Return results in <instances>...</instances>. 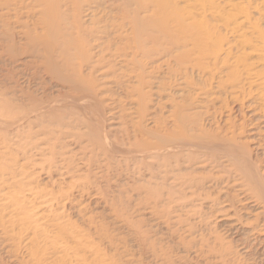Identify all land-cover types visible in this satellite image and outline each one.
Wrapping results in <instances>:
<instances>
[{"label": "bare ground", "instance_id": "6f19581e", "mask_svg": "<svg viewBox=\"0 0 264 264\" xmlns=\"http://www.w3.org/2000/svg\"><path fill=\"white\" fill-rule=\"evenodd\" d=\"M131 1H136L139 9L127 13L124 9L118 18L119 23H115L105 18L108 14L100 11L99 5L93 0H0V34L8 41L6 43H11L7 44L8 50L6 49L5 54L9 55V49L12 48L30 50V54L23 59L25 64L32 63L38 70L51 73L56 79L61 77L60 87L68 85L67 90L81 94V97L75 96L73 99L79 100L76 105L81 103L79 107L82 112L90 109L89 102L96 100L99 95L106 94L96 85V79H88V76L93 74L101 77L100 81L104 80L107 87H117L122 93V98H127L126 101L136 106L137 109L132 110L141 117V121H135L131 112L123 114L124 123L122 129L120 128L126 136L123 145L119 144V141H111L110 137L100 131L102 128L99 130L92 122L83 121L89 129L87 143L82 147L78 145L80 150H72L74 153L59 152L60 150L55 148L58 139L62 134L67 135L66 131L69 130L65 127H69L70 121H63L71 120L70 116L74 114L69 113L66 116L67 112L59 109L61 113L57 114L56 119L55 114L58 111L54 107L61 104L57 102L58 99L49 105L48 102L40 100V103H34L31 99L34 104L24 110L18 109L20 113L9 121L2 119V116L9 114L4 113L8 104L2 107L3 103H0V111L3 110L4 113L2 116L0 114V128H14L13 139H17L16 145L20 144L18 146L22 149L16 152L25 158L28 153L24 150L27 149L31 154L38 152L40 156L51 155L50 160L48 159L51 161L50 166L61 180L68 179L73 172L79 171L78 181L67 184L64 181L69 186L67 191H59V188L55 187L60 194L58 200L62 202L58 204L61 206L58 208L62 211L68 207L73 208L82 218L85 217L82 214L87 209H82L80 205L73 203L72 199H75V196H86L94 180H104L105 174L102 175L100 169L108 170L117 180H126L125 187L129 186L128 183H134L133 176L145 178L144 183L136 185L133 190L142 193L144 209L151 218L155 215L159 220L168 214L173 215L171 220L175 231L169 237L175 241V249H181L185 254L176 256L173 246L166 245L152 232L141 229L139 224L135 225L126 220L128 235L133 242L129 250V245L122 241L123 238L112 236L109 231L100 228L82 229L75 222L65 219L68 216H64V212L56 218L59 220L57 225L53 223L57 232L53 236L43 235L51 241H48V257L42 259L38 249L40 236L37 235L42 228L41 224L39 227L34 224V216L27 217L29 220L25 216V220L18 219V229L26 232V238L19 239L20 244L28 249L25 248V252V249L21 248L24 254L26 253L25 257H28V261L22 264H192L191 260L202 261V264H255L256 256L251 263H247L245 258L252 253L264 257V165L260 167L258 164L262 163V157H259L260 160L255 159L258 158L255 157L257 151L264 153V148L261 149L264 146V125L253 130L251 127L247 131L248 137L242 138L245 133L244 126H247L245 122L237 123L240 126L232 131L231 123L236 125L232 120L228 127L226 121L231 120L228 117L223 121L226 126L222 125L224 129L227 128L225 131L217 127L215 132H210L207 131L209 128L204 130L194 121L187 124L183 116H177L176 113L172 115L170 112L169 120L172 124L167 123L170 126H163L161 132L156 125L145 127L148 92L145 91L147 82L142 75L144 64L141 59L149 58V44L154 45L158 37H165L164 42L167 40L172 49H178L174 55L175 62H194V67L203 73L211 71L209 80H213L217 78L215 74L221 70L217 68L218 59L224 55L223 64H229L231 71L224 84L221 83L222 86L227 88L228 94L235 102H240V112L245 106H253L248 112L251 115L260 114L264 118V33L256 23L251 24L246 14L235 20L229 18L231 11H243L239 4L227 3L221 7L213 0ZM260 4L261 7H256L255 10L264 17V0H261ZM210 16L211 19L220 17L223 25L208 22ZM221 27L235 37L232 44H226L227 39L218 34ZM116 42H119L121 47L117 46ZM188 46L191 48L185 51ZM3 48L5 47H1ZM234 48L240 51L242 57H232ZM21 52L19 51L18 56ZM246 57H256V60L246 64ZM206 59L215 62L211 66L203 67V61ZM86 63L89 74L83 70ZM260 67L262 69H258ZM9 90L11 92V89ZM249 99L253 101L247 104L246 100ZM64 100L63 102H67ZM68 102L73 103L72 99H68ZM8 109L7 111L12 110ZM261 124H264V120ZM186 125L190 127L187 128ZM103 130L105 132L107 129ZM3 136V145L0 143V170L8 166L11 168L12 164L19 162L16 158H7L13 145H7L5 135ZM87 150L89 156L85 152ZM94 164L100 168V175L97 173L99 176L90 172L83 175L80 172L85 167H93ZM45 165L44 162L40 167L41 172H46L49 176L51 167L45 168ZM25 166L19 164L18 168ZM24 172L22 171L23 174ZM53 193L54 191L51 195ZM41 194L42 191L39 190L34 195L41 198ZM86 219L90 223L89 217ZM211 226L213 229L224 230L225 236L231 237L234 243H225L221 235H214L216 232ZM14 233L16 237V232ZM14 233H11L12 237ZM187 253L191 254V260ZM262 263L259 261V264Z\"/></svg>", "mask_w": 264, "mask_h": 264}, {"label": "rangeland", "instance_id": "374dc122", "mask_svg": "<svg viewBox=\"0 0 264 264\" xmlns=\"http://www.w3.org/2000/svg\"><path fill=\"white\" fill-rule=\"evenodd\" d=\"M93 1L95 2V4L99 5L100 11L108 14L105 18H109V22L114 21L115 23H119L118 18L122 14V11L124 9H126L124 10L125 13H127V11L132 12L133 10L136 11L139 9L136 1H131V0H93ZM214 1L215 3L219 4L221 7L225 6L227 3L241 5L243 11H241V13L237 11H231L229 14V18L232 20H235L236 18L242 17L244 14H246L249 17L251 24L256 23V25L259 26L261 28L260 30L263 31L264 33V19H263L264 17L258 11L255 10L256 7L257 8L261 7V4H260L261 0H213V2ZM110 7H113V8L111 9ZM110 9L111 11H109ZM208 11L209 13H211L210 9ZM211 18L212 17L210 16L208 20V22H210L211 24H217L219 26L223 25L220 17L215 18V19H211ZM1 30L2 29L0 28V33H1ZM218 34H220L222 38L227 39L225 42L226 44H232L234 42L235 37L234 36L232 37L231 35H229L228 31H226L225 28L221 27L220 29H218ZM164 39L165 37H162L160 39L158 37V40L154 41L155 43L154 45L152 43L149 44L148 50L151 51L149 58L141 59L142 63L144 64L141 70L142 75L145 81L147 82V87L145 88V91L148 92V98L146 99L147 106L145 107V110H146L145 115L147 117V118L145 117L144 119L145 127L146 126L148 127L150 124H152L153 126L156 125L157 127L156 126L155 127L158 129V131L161 132L160 129H163V126H167L168 125L167 123L172 124V122H170L169 120L170 112L172 115L176 113L177 116L179 115L183 116L186 119L185 121L187 124L189 122L191 123L195 122V124H198V126L203 128L204 130H207L209 128L207 131H210V132H215V128L217 127L222 129V131H225L227 128L224 129L225 127L224 126L222 127V125L224 124L226 126L227 123H228L227 125L228 127H230L231 124L233 125V126L231 125V128H232L231 130L234 131L236 128L240 126L237 123L245 122L247 126L246 127L244 126L245 133L242 136V138L248 137L247 131L251 127H253L251 128L253 130V129H258L259 127H262V125H264V124H261L263 123L264 118L261 117L260 114L251 115L248 112L249 110L251 111L253 106H250L251 108H247L245 106V108L242 109V112H240L239 110L240 102H235L231 98V96L228 94L227 88L222 86V84H224V82L228 78L227 75L231 71L229 64L227 65L223 64V59L225 57L224 55H221L218 59L217 68L221 69L219 70L220 73L215 74V76H217L216 79L209 80L211 79V71L203 73L200 69L194 67V62H186L183 64L180 62H175L174 55L178 51V49H172L171 44L167 40H165L164 42ZM0 41H2L0 42L1 43L0 44V98L2 100L3 98L7 99L5 101L4 100L2 101L0 99V103H3L2 107L3 106L6 107L5 104L10 105L9 102L12 101L11 102L12 106L10 105L11 107L9 106L10 107L9 108L7 105V108H5L4 110V113L9 112V114L10 115L12 114V115L10 116L9 114L7 115L5 114V116H2L4 113H2L3 110H1L0 114L2 116V119L5 118L4 120L7 119L6 121L12 120L15 118L17 114L20 113L19 110H24L25 108H28V106L34 103H40L41 101L45 103L48 102L47 105H49V103L56 102V100L58 99L57 102L59 101L61 104H58L54 107L58 112H56V114H55V111L53 112L55 114L56 119L58 118L57 114L61 113L59 112V109L60 110L63 109L65 112H67L65 114L66 116L69 115V113L74 114V116L73 115L70 116L71 120L66 119L67 121L66 120L63 121V123L70 121L68 123L70 128L65 127V129L66 128L69 129L68 131H66L68 132L67 135L63 136L62 134L60 138L61 140L58 139L59 141L57 142L55 148L60 150L59 152L61 151L71 152L72 150L77 151V150H80L79 149L80 147H82L83 145L87 143L86 140H87V137H89L87 136L89 129L86 127L83 121L92 122L93 125L97 126L99 130L102 128L100 130L102 133H105L108 138L110 137L109 139L111 141L112 139L116 143L119 141L118 142L119 144H122L124 139H126V136H124L121 130L122 129L121 126H123V123H124L123 114L126 115L127 113L131 112V117H133L135 121H141V117L135 114V110L137 109L136 106L132 104L131 102H129L128 100L126 101L125 99L127 98L123 99L122 93L119 92V89L117 87H113V86L107 87V85H105L103 82L104 80L100 81V79L102 78L98 77L97 74H93V76H88V79L89 78L96 79L95 81L96 85L98 87H101L100 90H102V93L106 92V94L104 93L105 95L104 94L101 96L99 95V97L96 100L95 99L92 100L93 103L89 102L90 105L88 104V106H90V109L88 108V111L82 112L81 108L79 107L81 103H77L76 105V101H79V100L73 99V97L75 96H77L78 98L81 97L80 96L81 94H77L74 91L72 92L70 90H67L69 89L68 85L64 86L65 88L60 87L59 84L62 83L61 77H57L58 79V82H57L56 76H53L51 73L47 74L45 71L43 72L40 71L41 69L38 70V68H36L32 63L27 64L26 62L25 64V61H23V59H25V57L30 54L29 52L30 50L23 51L22 48H21L22 50H20L19 48H16V49L12 48L11 50L9 49V55H7L8 53L5 54V51L7 52L8 50L7 46L10 45L11 43H6L8 41L5 40V37L2 38L1 34H0ZM118 44L119 42H116V45L121 47V44L119 45ZM158 44H162L163 46H157ZM1 47H5V48L1 49ZM190 48L191 46H188L184 50L188 51V49ZM18 50L22 51L21 52L22 54L20 56H18L20 54ZM10 51H13V53ZM16 51L18 52V54H16L17 53ZM234 56L242 57L240 51H238L236 48H234L233 50L232 57ZM20 60L22 62H20ZM251 60H256V57H246L245 63L251 64L252 63ZM214 62H215L214 60L206 59L203 61V67L211 66L212 64H214ZM86 65L87 63L83 67V70H84V73L89 74L90 70L89 71L87 70ZM258 69H262V68L260 67ZM9 89H11V92ZM26 92H29V93H26ZM32 95H33V98H32ZM31 99L34 100L33 101L34 103L32 102ZM64 99H66L67 102H68V99H72L73 103L63 102L65 101ZM61 100L63 103L61 102ZM252 101H253L252 99H249L248 101L246 100V103L247 102L251 103ZM69 103L71 105H69ZM133 108L135 110H132ZM7 109L8 110L12 109V110L7 111ZM97 113L99 114V116H97L98 115ZM100 117L102 118V122L101 120H99ZM228 117H230L231 119L230 121L227 120ZM113 119L114 121H112ZM224 120L225 121L227 120L226 124L223 122ZM232 120L234 121L237 127L234 126L233 123H231L233 122ZM229 123L231 124L229 125ZM170 124L167 127H169ZM188 126L186 125L187 128L190 127ZM103 128L107 130L104 132ZM13 130L14 128L13 129L12 128L3 129L2 127L0 128V143L1 144L3 143V140H4L3 134H4L5 139H6L5 141L8 142L7 145H11V144L13 145V146L11 145L12 147L10 150L11 158H10V155H7V158L8 159L16 158L17 160H19V162L21 161V163L18 162V164H12L13 166L11 168L8 166L0 170V264H22V262L28 261V257H25L26 253L24 254V252L22 251V249L24 248V245L20 244V240H23L26 238V235H25L26 232L23 233V231L20 230L21 228L18 229V227H20L18 225V221H19L18 219L24 218L25 220V217L26 219H28L29 216L31 217L34 216L36 218V219L34 218L33 222L34 224H37V227H39L38 225L41 224L40 228L41 227L42 228L41 229L39 228L40 230L37 233V235L40 236L39 238L40 242L38 243V249L40 251L41 259L47 258L48 257L47 254L50 251V246L48 245V241H51V240L44 236H49V235L53 236V234L57 232L56 222H58L59 220L56 218L58 217L59 214L60 215H62V213L64 214V212H65L64 216H68V217H65V219H69L70 221L75 222L82 229L92 230L93 228H100V229L109 231L108 233L111 234L112 236L123 238L122 241H124L125 243H127V245H129V250H131L130 246H132L133 242H132L131 236L128 235L129 228H127V224L125 222L126 220L134 223L135 225L139 224L141 229L152 232L158 239H161L163 243H165L166 245H171L173 246V249H175V246H174L175 241L171 240L169 237L170 234H172L173 231H175V226L171 220L173 215L168 214V216L161 217L159 218V220L157 219L158 217L155 215L152 216L151 218V216L146 214L147 212L144 209L145 205L144 203H142L144 202L142 201L143 199L142 193H140L139 191L133 190V188L136 185H141L142 183H144L145 178H142L139 176H136V177L133 176V180L135 178L134 183L132 184L128 183L129 186L125 187L124 184L127 182L126 180H123V181L119 179L117 180V178H115L114 175H111V173L108 170L100 169L96 167L97 163L94 164L93 167L92 166L85 167L84 169L81 168L83 170H81L80 172H82L83 175L88 174V172H90L91 174L92 173L97 174L98 170L100 169L102 170V172L101 171L99 172H101L102 175L105 174L106 176L104 175V177L108 179L104 178V180H100V182L99 181L96 182V180H94L93 181L94 184L91 186L93 187V189L90 187L88 189L89 192L86 191L87 192L86 196L84 195L83 198H79L76 196L74 197L75 199L71 198L72 201L73 200L75 201V202L73 201V203H76V205H80L82 209L84 210L87 209L82 214L83 216H85L84 218L77 215L76 210L73 208L71 209L68 207L65 209V211H62V209L61 210L59 209L61 206L58 205L59 203L60 204L62 203L60 199L58 200L60 196L58 192L61 190L63 191L68 190L69 186L66 185L67 182L72 181L73 183V181H78L80 177L78 176L79 171L73 172L72 173L73 175L72 174L70 175L72 177L69 176L68 179L66 178L65 180H61L59 175L56 172H53V168L50 166L51 161L49 162V160L51 158V155L48 154L46 155V157L43 155L40 156V153L32 152V151H31L32 152L31 154L30 151H28L27 149V150H24L26 154L28 153L27 155L25 154L26 155V158H25L24 156L16 152L18 150L22 151V149L19 147L20 144H18L19 146L16 145L17 139L14 140L15 138L13 136L15 133L13 132ZM118 132H120L121 134ZM111 134H112V137H111ZM70 137L71 138L73 137V138L71 139ZM69 141L70 142L72 141L71 142L72 144H70ZM248 141L250 140L248 139ZM1 144H0V147L3 145ZM78 145L80 147L77 148ZM16 148H20V149H16ZM263 148L264 146L261 147V149ZM85 152H87L86 153L87 156L90 155L89 150ZM255 154L253 155H255V157H258L255 159H259V157H262L260 158L261 160L259 159L262 163H258L261 167L262 165H264V153L262 154V152H260L259 150ZM44 159L48 161V165H47V161H45ZM28 160L30 161L31 164L29 163ZM42 160L46 164L45 168L51 167L50 169V171L52 170L50 173L51 175L48 176L46 172H41L40 167L44 164V162L43 163L41 162ZM0 162L2 163V160H0ZM35 163H36V166H35ZM37 163H39L40 165ZM19 164L22 166H25V165L27 166L28 164V166L27 167L25 166L20 169L18 168ZM19 170H21V172ZM22 171L23 172L25 171L24 174L22 173ZM29 173L31 175H29ZM74 173H77V174H74ZM26 175H27V178H25ZM64 181L66 184L64 183ZM34 183H35V186H34ZM54 183L56 185H54ZM95 185L98 188L95 187ZM55 186L59 188V191H57ZM38 189L42 191L41 198H38V196L34 195L36 191H39ZM53 191L54 193L51 195ZM89 193L90 195H92L93 193L94 194L90 196ZM54 194H56L55 197H54ZM98 194H100V196ZM94 195H97V196H94ZM115 198L116 199L118 198L117 201H115L116 200ZM15 200H17L16 201L17 203L15 202ZM47 200H49V202ZM20 207L21 208L23 207V209H21ZM51 215L52 217L54 216V218H52ZM86 217H89L90 223L87 221ZM53 223L56 225H54ZM11 227L14 228V230L11 229ZM53 228L55 229L52 230ZM213 228L214 227H212V230L216 232L214 235L216 234L221 235L225 243H231L232 241L234 243V240L231 239V237L229 238L228 236L227 238L225 236L223 232L224 230H222L221 228H220L221 230L218 228L216 229H213ZM19 230L21 231L20 234H18ZM14 232H16V235H17L16 237L14 236L15 235ZM11 233H14L12 234L13 237L11 236ZM21 233L24 235H22ZM25 248L27 249V247ZM26 249L24 250L25 252H26ZM174 252L177 254L176 256H182L185 254L181 249H177V248L175 249ZM187 255H190V260H191V254L187 253ZM251 256L254 257V259ZM255 256H256V260H255ZM258 256L259 254L254 255L252 253L250 254V256L246 257L245 259L247 263L253 262L252 260H255L254 262L255 264L257 263V261H258V264H259V261L260 263H262V261L264 262V257L260 255L259 256L260 259H258ZM191 262L192 264H202V261L200 262L199 260H191Z\"/></svg>", "mask_w": 264, "mask_h": 264}]
</instances>
